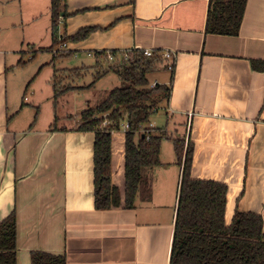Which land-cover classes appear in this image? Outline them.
Instances as JSON below:
<instances>
[{
	"label": "crops",
	"instance_id": "crops-1",
	"mask_svg": "<svg viewBox=\"0 0 264 264\" xmlns=\"http://www.w3.org/2000/svg\"><path fill=\"white\" fill-rule=\"evenodd\" d=\"M49 6L50 0H0V222L14 212L16 264H31L34 253L63 257L65 264H169L180 168L172 145V160H163L162 143L174 139L194 145L192 179L227 186L225 225L238 210L260 216L264 232V70L253 67L264 62V0L246 1L236 36L205 32L209 0H66L56 42L94 28L68 43L71 54L175 55L166 70L164 126L154 128V117L146 126L167 136L161 164L146 170L151 195L133 209L110 210L94 208L93 133L77 132V119L71 126L16 119L28 87L19 99L9 79L25 65L24 45L37 46L49 33L48 49L54 45ZM169 121L181 137H168ZM123 137L112 135L111 179L118 187Z\"/></svg>",
	"mask_w": 264,
	"mask_h": 264
},
{
	"label": "trees",
	"instance_id": "trees-1",
	"mask_svg": "<svg viewBox=\"0 0 264 264\" xmlns=\"http://www.w3.org/2000/svg\"><path fill=\"white\" fill-rule=\"evenodd\" d=\"M246 1L209 0L205 32L236 36ZM49 15L52 38L54 45H57L55 31L58 22L67 17L66 0H50ZM93 30L81 29L70 39L73 42L82 40ZM110 53L115 55L116 60L107 63L108 68L96 75V81L112 71L124 86L111 90L99 105L82 111L75 127L77 132L94 134L95 210L133 209L137 199L147 200L151 195V184L146 177V170L161 164L160 144L167 138L164 133L146 127L160 106L168 101L171 92L170 83L152 88L148 75L167 70V65L157 53L145 58L135 51L128 62L122 63L117 61L116 52ZM93 57L107 62L106 52L94 53ZM253 67L264 70V62L255 63ZM104 114H107V120L112 125L101 129ZM123 120L128 123L129 131L123 137V184L118 187L111 179L110 130H118ZM142 130H149L148 141L146 135L140 133ZM172 146L180 176L169 264H264L262 218L236 210L230 225L226 226L224 212L227 186L214 181L192 179L190 170L194 145L190 138L174 139ZM15 255L16 219L12 212L0 222V264H16ZM31 264H65V261L63 257L34 253L31 255Z\"/></svg>",
	"mask_w": 264,
	"mask_h": 264
},
{
	"label": "rangeland",
	"instance_id": "rangeland-1",
	"mask_svg": "<svg viewBox=\"0 0 264 264\" xmlns=\"http://www.w3.org/2000/svg\"><path fill=\"white\" fill-rule=\"evenodd\" d=\"M50 37L49 33L46 40L39 42L37 46L24 45L21 56L25 65L18 68L15 77L10 76L9 81L15 80L17 83V98L21 99L25 87H28V102H24L16 119L25 120L31 126L53 122L58 126H71L82 111L99 105L111 90L123 87L124 83L114 72L106 73L96 81V75L108 68V62L101 61V66L97 67L94 58L85 55L75 57V54L62 53L53 58L51 51L57 49V45L48 49L51 46ZM70 38L66 40L68 53V43H74ZM119 57L117 61L122 63L124 60ZM167 76L166 70L148 75L149 83L156 81L158 85H166ZM162 107L163 105L152 119L154 128L164 126ZM171 128L169 121L168 137L172 133ZM181 132L172 133L173 137H181ZM162 145L163 160H172L171 142L164 141ZM178 168L176 167V172Z\"/></svg>",
	"mask_w": 264,
	"mask_h": 264
},
{
	"label": "built area",
	"instance_id": "built-area-1",
	"mask_svg": "<svg viewBox=\"0 0 264 264\" xmlns=\"http://www.w3.org/2000/svg\"><path fill=\"white\" fill-rule=\"evenodd\" d=\"M56 48L57 49H53L52 50L53 57H56L58 54L67 53V51H66L67 45H66V42H64L63 39H60V38L57 39V47ZM135 51L140 52L143 55V57H145V58H151V57L154 56V52L152 50H150V49L133 50L131 52L118 53L117 56L118 57L120 56L121 60H124V61L127 60L125 62H128L131 59V57H132L131 53L135 52ZM88 55L90 56V54H88ZM74 56H76V55H74ZM161 57H162V59L167 61V64H166L167 65V70L171 71L173 69V65H174V57H175L174 53L164 52L161 55ZM115 60H116L115 55H113L110 52L106 53V61L108 63H113ZM155 85L156 84L154 83L152 85V88ZM24 100H26V98H24ZM102 119H103V121H102V124H101L100 128L104 129V128L109 126L110 122L107 120V114L102 115ZM110 125H112V124H110ZM151 125L152 124L149 125V129H152ZM118 126H119L118 130H113V129L110 130L111 137L117 131H120L122 133H126V132L129 131V125H128L127 122H125V120L121 121ZM148 132H149V130L140 131V133H142L143 135H146V141H148V139H149L148 138Z\"/></svg>",
	"mask_w": 264,
	"mask_h": 264
}]
</instances>
